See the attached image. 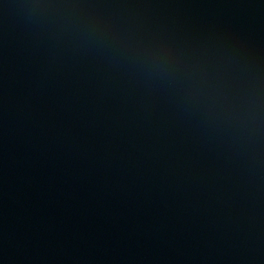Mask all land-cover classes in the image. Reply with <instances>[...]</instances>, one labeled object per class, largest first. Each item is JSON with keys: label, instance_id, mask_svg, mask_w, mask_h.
Returning <instances> with one entry per match:
<instances>
[{"label": "water", "instance_id": "1", "mask_svg": "<svg viewBox=\"0 0 264 264\" xmlns=\"http://www.w3.org/2000/svg\"><path fill=\"white\" fill-rule=\"evenodd\" d=\"M0 264H264V0H0Z\"/></svg>", "mask_w": 264, "mask_h": 264}]
</instances>
